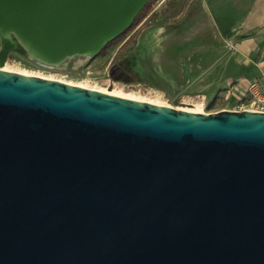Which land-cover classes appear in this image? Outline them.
<instances>
[{"label":"water","instance_id":"water-1","mask_svg":"<svg viewBox=\"0 0 264 264\" xmlns=\"http://www.w3.org/2000/svg\"><path fill=\"white\" fill-rule=\"evenodd\" d=\"M148 0H0L53 61ZM0 264H264V112L197 113L0 68Z\"/></svg>","mask_w":264,"mask_h":264},{"label":"rangeland","instance_id":"rangeland-1","mask_svg":"<svg viewBox=\"0 0 264 264\" xmlns=\"http://www.w3.org/2000/svg\"><path fill=\"white\" fill-rule=\"evenodd\" d=\"M202 2L156 0L135 23L136 15L116 42L110 41L96 54H74L60 61L34 56L16 33L5 32L3 59L0 34V68L207 114L234 110L240 98L236 82L224 84L220 69L209 75L215 64L223 62L230 45L221 37H167L188 24L191 16L199 17ZM239 89L245 91V85Z\"/></svg>","mask_w":264,"mask_h":264},{"label":"crops","instance_id":"crops-1","mask_svg":"<svg viewBox=\"0 0 264 264\" xmlns=\"http://www.w3.org/2000/svg\"><path fill=\"white\" fill-rule=\"evenodd\" d=\"M201 10L167 37H221L230 46L209 75L222 70L223 83L236 82L235 91L246 96L248 82L264 77V0H204Z\"/></svg>","mask_w":264,"mask_h":264},{"label":"built area","instance_id":"built-area-1","mask_svg":"<svg viewBox=\"0 0 264 264\" xmlns=\"http://www.w3.org/2000/svg\"><path fill=\"white\" fill-rule=\"evenodd\" d=\"M236 110H255L264 112V77L248 82L246 96L238 99Z\"/></svg>","mask_w":264,"mask_h":264},{"label":"bare ground","instance_id":"bare-ground-1","mask_svg":"<svg viewBox=\"0 0 264 264\" xmlns=\"http://www.w3.org/2000/svg\"><path fill=\"white\" fill-rule=\"evenodd\" d=\"M145 1V0H144ZM1 26L4 25V22H1L0 23ZM9 32H12V33H15L13 30L12 31H9ZM18 36V35H17ZM20 36V35H19ZM18 38L21 40V42L27 47V49L34 55V56H38L40 58H43L45 60H52L49 58V54L48 53H45L43 51H41L40 49H38L36 46H32L30 45L23 37H19ZM1 69L5 70V71H13V70H10V69H7V67H2ZM15 72V71H14ZM19 73V72H17ZM21 74H24V75H28V76H34L32 74H27V73H21ZM51 79V78H50ZM82 87H86V86H83V85H80ZM88 88V87H87ZM98 91H102V92H105V93H109V94H112V95H117V96H121V97H125V98H128V99H134V100H137V101H141V102H150V103H155V104H158V105H163V106H167V107H172L171 105L169 104H161V103H157V102H153V101H145V100H139V99H135L134 97H131V96H127V95H124V94H120V93H117V92H114V91H107V90H101V89H96ZM178 109H182V110H186V111H190V112H197V113H204V114H207L206 112H204L203 110H195V109H187V108H180V107H176Z\"/></svg>","mask_w":264,"mask_h":264},{"label":"trees","instance_id":"trees-1","mask_svg":"<svg viewBox=\"0 0 264 264\" xmlns=\"http://www.w3.org/2000/svg\"><path fill=\"white\" fill-rule=\"evenodd\" d=\"M154 1H156V0H149L148 4H149V3L151 4V3L154 2ZM148 4H147V5H144V7L141 9V11L137 14V17H136V19H135V21H134L135 23L138 22V21H141L142 14H145V13H146V11H147L146 9H147ZM139 19H140V20H139ZM116 40H117V39H115V42H116ZM113 42H114V41H113ZM111 43H112V42H111ZM111 43H110V44H111ZM108 44H109V43H108ZM110 44H109V45H110Z\"/></svg>","mask_w":264,"mask_h":264}]
</instances>
